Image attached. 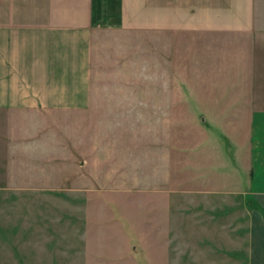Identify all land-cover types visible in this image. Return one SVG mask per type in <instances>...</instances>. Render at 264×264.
Wrapping results in <instances>:
<instances>
[{
    "label": "crops",
    "instance_id": "0c3cea01",
    "mask_svg": "<svg viewBox=\"0 0 264 264\" xmlns=\"http://www.w3.org/2000/svg\"><path fill=\"white\" fill-rule=\"evenodd\" d=\"M229 1L0 0V180L89 178L94 163L118 161L101 154L112 146L113 121H124L122 129L128 120H155L166 193H187L188 207L209 210L250 195L264 208V31L254 30L253 0ZM184 69L194 74L182 82ZM218 70L230 79L218 81ZM214 86L222 107L208 113ZM183 118L193 121L185 139Z\"/></svg>",
    "mask_w": 264,
    "mask_h": 264
},
{
    "label": "rangeland",
    "instance_id": "374dc122",
    "mask_svg": "<svg viewBox=\"0 0 264 264\" xmlns=\"http://www.w3.org/2000/svg\"><path fill=\"white\" fill-rule=\"evenodd\" d=\"M219 1L223 0H214L216 6ZM188 2L182 0L185 5ZM253 4L258 18L254 30L264 31V0H253ZM187 8L182 7V15ZM149 34L153 36L147 40L151 54L156 51V39ZM191 73L182 70L181 81ZM228 80L218 70V81ZM189 90L181 88V97ZM209 91L210 101H206L210 103L203 106L212 113L222 107V88L209 87ZM181 110L183 116L190 112L185 103ZM198 115L201 119L203 113ZM200 119L196 122L203 124L205 120ZM126 122L127 128L121 129L124 121H113L112 146L101 153L106 160L116 157L118 161L110 168L94 163L89 178L17 183L4 175L0 180V264H264V232L255 230L264 222V208L258 201L250 195L235 196L214 210L188 207L187 193H166L163 187L168 177L163 162H158L162 157L156 121ZM189 122L193 121L181 120V139L188 136ZM215 124L207 120L203 125L210 129L219 125ZM170 126L171 120L166 119L160 128L166 144ZM145 134L149 145L141 147ZM68 136H77L75 126ZM125 137L131 147L127 157ZM126 162L132 166H124ZM0 173L1 177L3 169Z\"/></svg>",
    "mask_w": 264,
    "mask_h": 264
}]
</instances>
